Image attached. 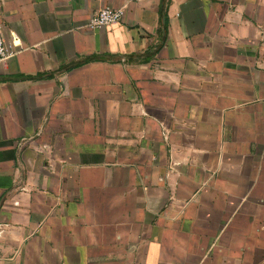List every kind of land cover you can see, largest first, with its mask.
<instances>
[{
	"label": "crops",
	"instance_id": "0c3cea01",
	"mask_svg": "<svg viewBox=\"0 0 264 264\" xmlns=\"http://www.w3.org/2000/svg\"><path fill=\"white\" fill-rule=\"evenodd\" d=\"M0 22V264H264V0Z\"/></svg>",
	"mask_w": 264,
	"mask_h": 264
},
{
	"label": "built area",
	"instance_id": "2783aa9c",
	"mask_svg": "<svg viewBox=\"0 0 264 264\" xmlns=\"http://www.w3.org/2000/svg\"><path fill=\"white\" fill-rule=\"evenodd\" d=\"M126 8L124 6H113L106 4L92 13L87 26L91 29L112 24L124 18ZM16 38L8 40L4 33L3 24L0 22V61L16 52Z\"/></svg>",
	"mask_w": 264,
	"mask_h": 264
}]
</instances>
